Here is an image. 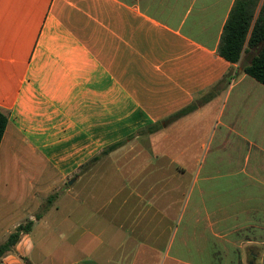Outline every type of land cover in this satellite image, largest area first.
I'll return each instance as SVG.
<instances>
[{"label":"crops","instance_id":"0c3cea01","mask_svg":"<svg viewBox=\"0 0 264 264\" xmlns=\"http://www.w3.org/2000/svg\"><path fill=\"white\" fill-rule=\"evenodd\" d=\"M235 1L0 0V245L33 221L0 264H205L217 239L264 264L259 47L217 51Z\"/></svg>","mask_w":264,"mask_h":264},{"label":"trees","instance_id":"16d2710c","mask_svg":"<svg viewBox=\"0 0 264 264\" xmlns=\"http://www.w3.org/2000/svg\"><path fill=\"white\" fill-rule=\"evenodd\" d=\"M260 0H236L229 17L224 25L221 41L218 47V54L231 63H238L247 48L259 47L258 53L249 63L242 64L244 73L253 77L264 85V0L259 6ZM234 78L233 74H228L226 80ZM229 81V82H230ZM199 106L198 103L190 104L177 112L174 117H183ZM8 124L7 115L0 110V144L3 139L5 129ZM150 128H147L149 130ZM126 140L117 142L106 148L102 155L121 147ZM101 156L94 158L91 162L97 161ZM55 197L51 196L50 200ZM33 221H28L20 225L11 233L5 243L0 245V262L5 254L11 252L20 241L21 237L31 230Z\"/></svg>","mask_w":264,"mask_h":264},{"label":"rangeland","instance_id":"374dc122","mask_svg":"<svg viewBox=\"0 0 264 264\" xmlns=\"http://www.w3.org/2000/svg\"><path fill=\"white\" fill-rule=\"evenodd\" d=\"M143 147L149 148V144L148 143L143 144L142 149H143ZM157 148H158L157 150H159V151L163 150V148H161V144ZM225 151L229 152V148H227ZM228 152H225V153H228ZM228 163H229L228 160H226V159L222 160V162L220 164L221 171L223 170L224 172H227L229 169H231V168H229L230 165ZM228 178H226L225 181L223 182V183H227L224 185L223 188H228L227 186H230V184H232L233 182L237 183V181L240 179V177L234 176V177H232V182L229 183L228 181H226V180H228ZM71 185L66 183L64 185V189H69V187ZM222 192L224 193L226 191H221V194H222ZM56 198L57 197H54L53 200H55ZM224 199H227V198H225L223 196L222 200H224ZM69 201H70V196L66 197L63 200L62 204L65 205L64 207L69 205V203H70ZM178 207H175V208L178 209ZM188 216L185 218V220H188L187 222H185V221L183 223L174 222L173 232L175 235L173 237V241L175 242L174 243L175 249L178 246V244H180V242L183 240V239L181 240V238H182V233L185 230V227L188 226L192 229V226L189 223L190 218ZM188 242L190 243L189 245L191 247L192 244L196 243V240L190 239ZM208 245L211 248L210 250L213 251V253L198 256V260L205 262V264H249L250 262H252L253 264H262V258H261L262 257L261 256L262 246L260 243L254 242V243L250 244V243L246 242V240H244V239H238V240L217 239V240H209ZM234 248H236V252H234ZM13 250L9 253H12ZM192 257L193 256H189L188 258L192 261Z\"/></svg>","mask_w":264,"mask_h":264},{"label":"clouds","instance_id":"9594fccd","mask_svg":"<svg viewBox=\"0 0 264 264\" xmlns=\"http://www.w3.org/2000/svg\"><path fill=\"white\" fill-rule=\"evenodd\" d=\"M25 238H27V237H26V234H25ZM21 243H23V240L21 241ZM17 247H19V245H17ZM31 250H32V245L29 244V246L26 248V251H27L28 253H30ZM20 264H23V262L21 261Z\"/></svg>","mask_w":264,"mask_h":264},{"label":"water","instance_id":"95a60500","mask_svg":"<svg viewBox=\"0 0 264 264\" xmlns=\"http://www.w3.org/2000/svg\"><path fill=\"white\" fill-rule=\"evenodd\" d=\"M246 60H249V57H248ZM249 264H253V263H252V262H250Z\"/></svg>","mask_w":264,"mask_h":264}]
</instances>
